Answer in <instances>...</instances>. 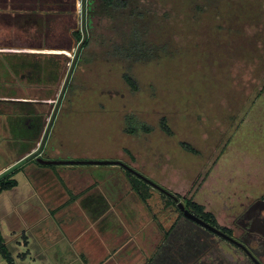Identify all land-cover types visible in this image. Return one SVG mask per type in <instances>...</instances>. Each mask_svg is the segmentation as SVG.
Masks as SVG:
<instances>
[{
	"label": "rangeland",
	"instance_id": "1",
	"mask_svg": "<svg viewBox=\"0 0 264 264\" xmlns=\"http://www.w3.org/2000/svg\"><path fill=\"white\" fill-rule=\"evenodd\" d=\"M93 1L89 15V0H0V113L18 127L0 120L16 140L0 136V175L48 131L43 159L120 161L228 226L240 204L264 197V0H128L118 11ZM145 20L158 56H113L109 39ZM35 128L33 142L18 141ZM12 178L0 233L15 264H153L183 221L151 186L142 203L119 166L30 161Z\"/></svg>",
	"mask_w": 264,
	"mask_h": 264
},
{
	"label": "flooded vegetation",
	"instance_id": "2",
	"mask_svg": "<svg viewBox=\"0 0 264 264\" xmlns=\"http://www.w3.org/2000/svg\"><path fill=\"white\" fill-rule=\"evenodd\" d=\"M240 205L228 226L213 225L197 216L220 233L182 214L183 221L172 225L166 234L163 247L167 246V251L161 252L153 264H264V197ZM217 243L232 249L231 256L225 257Z\"/></svg>",
	"mask_w": 264,
	"mask_h": 264
},
{
	"label": "trees",
	"instance_id": "3",
	"mask_svg": "<svg viewBox=\"0 0 264 264\" xmlns=\"http://www.w3.org/2000/svg\"><path fill=\"white\" fill-rule=\"evenodd\" d=\"M191 1L195 3L198 0L197 1L191 0ZM101 2L103 4V7L106 10L111 9L113 11L125 9L129 3L128 0H101ZM93 3L94 1L90 2L89 0V7L85 9V12H84L85 14L89 13L90 15V13H92ZM144 22L146 23V20L141 21L140 23L136 24L129 31L122 30L120 33L116 34L115 37H112L111 39H109L110 48H111L110 53L112 52V55L115 57H118V58L120 57L121 59L132 60V61H150L153 58L157 57L158 54L160 53L159 46L155 45L154 43L153 45L149 44L144 38V35L147 33L146 30L144 29V27L143 29H141L139 26V25H143L142 23ZM75 38L79 42H81L83 39L82 33L76 32ZM88 44L89 43L86 42L85 47ZM163 50L165 49L163 48ZM126 80L127 82L130 83L131 86H133V82L131 78L127 75H126ZM163 124H164L163 129L169 132V129L166 126V124L165 123ZM140 126H141V129L145 130V128H143V125H140ZM129 131L131 132L132 129H130ZM181 146L185 151L193 153V154H197V150H195L191 145L187 143H181ZM31 162H34L38 166H42V167H49L52 169L55 167V166H43V165L38 164L36 161H31ZM22 168H23V165L21 167H18V169H15L14 171L10 173L5 172L4 174H2V176L0 177V194L5 190H11L12 188H15L17 186V182L12 178V176L17 170H22ZM127 174L131 177L132 189L136 192L140 201L142 203H146L148 201L149 196L146 190H143L142 186L148 188L149 185L145 183L144 181H142L141 179L134 176L133 174H130L129 172H127ZM140 189H142L143 191H141ZM169 200L175 203L171 198H169ZM186 208L193 215L198 216L201 219L215 225L216 219L214 215L210 212H207L202 205L194 202L193 200H188L186 204ZM27 242H28V239L26 237L25 243ZM0 256L6 261L7 264H15V259L11 251L9 250L1 233H0ZM21 258H23V255L21 256Z\"/></svg>",
	"mask_w": 264,
	"mask_h": 264
},
{
	"label": "water",
	"instance_id": "4",
	"mask_svg": "<svg viewBox=\"0 0 264 264\" xmlns=\"http://www.w3.org/2000/svg\"><path fill=\"white\" fill-rule=\"evenodd\" d=\"M82 48V45L80 46L77 56L79 55V52ZM56 55H65V53L63 52H58V53H54ZM76 56V58H77ZM71 74V72H70ZM51 126V125H50ZM49 130V129H48ZM48 135V131L43 139L42 145L40 147V149L38 151L35 152L32 151L30 152L26 157H23L21 159L18 160V162L11 168L8 169L6 171V173H10L12 171H14L15 169H17L18 167H20L22 164H24L25 162H28L32 159H36V162L41 164V165H45V166H80V165H91V166H119L121 168H123L125 171L130 172L131 174H133L134 176H136L137 178L141 179L142 181H144L145 183H147L149 186L157 189L158 191H160L161 193H163L164 195H166L167 197L171 198L176 204L177 207L179 209V211L183 214L184 218L191 220L195 223L201 224L207 228H209L210 230H213L217 233H220L218 230H216L215 228L211 227L210 225L206 224L205 222H203L201 219H199L197 216L193 215L187 208L186 206L181 203L179 201V198L168 192L167 190L163 189L162 187H160L159 185H157L156 183H154L153 181L149 180L148 178H146L145 176H143L142 174H140L139 172L135 171L133 168L129 167L128 165L120 162V161H57V160H46L43 159L41 157V152L43 149V144L45 142V139L47 138ZM2 175H0L1 177Z\"/></svg>",
	"mask_w": 264,
	"mask_h": 264
},
{
	"label": "crops",
	"instance_id": "5",
	"mask_svg": "<svg viewBox=\"0 0 264 264\" xmlns=\"http://www.w3.org/2000/svg\"><path fill=\"white\" fill-rule=\"evenodd\" d=\"M0 53H5V51H0ZM17 53H19V54H21L22 52H20V51H18ZM39 54H54V53H46V52H43V53H39ZM54 55H56V54H54ZM0 77L1 78H4V77H6V76H1L0 75ZM5 79H7V77L5 78ZM7 84V81H3V82H1L0 83V85H6ZM2 91H5V90H2ZM21 103H24V104H34V103H31V102H28V101H24V102H21ZM24 104H20V106H23ZM24 106H26V105H24ZM18 113L17 114H19L20 113V111L18 110L17 111ZM6 119L7 118V120H9V119H12L11 121H12V124H13V122L16 120V117H15V113L13 112V113H10V114H3V113H0V120L1 119ZM38 121V120H37ZM39 122V121H38ZM22 123L23 122H21V123H19V127H21L22 126ZM5 124V123H4ZM3 123L1 124V128H3L4 126H6V128H5V130H3V129H1L0 130V136L2 135L3 136V133H7V135H10V136H7L8 138H6L5 137V139H6V141H14L15 139L13 138V136H12V129L9 127V125L7 126V125H4ZM8 124H9V122H8ZM13 126H14V129L16 128V130H18V127H16L17 125H15V124H13ZM40 126V125H39ZM32 131H33V135L32 136H26V137H22L21 138V140H18V141H25V142H33L35 139H36V137H37V135H38V133H39V128H35V129H32ZM1 141H3V137L1 138ZM16 141V140H15ZM30 152H32V151H29L26 155H24L23 157H26ZM23 157H21V158H23ZM20 158V159H21ZM19 160V159H18ZM18 160H17V162H18ZM29 162V161H28ZM28 162H25V163H28ZM25 163L24 164H22L23 166L25 165ZM21 165V166H22ZM20 166V167H21ZM107 214V213H106ZM102 219L103 220H105L104 219V215H103V217H102ZM29 242V241H28ZM73 246V245H72Z\"/></svg>",
	"mask_w": 264,
	"mask_h": 264
}]
</instances>
